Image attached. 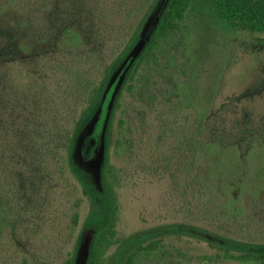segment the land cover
Returning a JSON list of instances; mask_svg holds the SVG:
<instances>
[{
	"label": "trees",
	"instance_id": "obj_1",
	"mask_svg": "<svg viewBox=\"0 0 264 264\" xmlns=\"http://www.w3.org/2000/svg\"><path fill=\"white\" fill-rule=\"evenodd\" d=\"M159 2L0 0V241L15 208L14 219L20 220L32 205L42 206L57 177L70 172L84 195L90 200L95 195L102 205L101 211L93 206L90 212L88 226L97 231L87 264H107L110 249L121 242L120 179L107 157L103 191L93 192L74 165V148L84 128L109 107L123 73L126 89L134 93L142 71L166 72L161 56L173 42L189 59L190 81L170 80L171 90L159 95L170 112H190L176 150V158L187 164L183 165L188 172L185 189L197 199L198 187H205L208 204L216 202L221 211L235 218L244 214V199L253 185L249 175L255 170H248L243 158L260 156L264 168V116L255 120L246 114L227 123L216 113L212 106L219 95L220 74L206 94H199V75L211 49L206 52L204 42L190 30L204 21L211 32L218 31L220 42L238 34L264 36V0H169L147 45L131 62ZM195 44L198 50L192 54ZM119 108L118 99L113 113ZM167 112L163 114L169 117L172 113ZM120 123L124 125L123 120ZM110 135L109 125L108 139ZM121 143L118 140V151ZM198 156L210 169L204 167L195 177ZM233 171L237 175L233 184L224 180L217 190V173ZM180 177H172L176 186L181 185ZM78 221L76 211L74 226ZM207 242L225 261L264 264V244L221 237ZM165 253L163 239H156L135 246L121 264H161ZM75 262L71 254L64 264Z\"/></svg>",
	"mask_w": 264,
	"mask_h": 264
},
{
	"label": "rangeland",
	"instance_id": "obj_2",
	"mask_svg": "<svg viewBox=\"0 0 264 264\" xmlns=\"http://www.w3.org/2000/svg\"><path fill=\"white\" fill-rule=\"evenodd\" d=\"M168 2L160 0L131 62L147 45ZM190 33L204 42L202 47L206 52L211 49L199 75V94H206L220 74L221 82L216 92L219 95L212 106L216 113L225 117L227 123L246 114L255 120L264 116V36L238 34L227 38L228 42H220L218 31L211 32L204 21ZM197 47L193 45L192 54ZM179 51L176 42L169 45L160 63L166 66V72L142 71L134 93L126 89L124 72L115 83V93L104 116H96L75 145L74 165L83 173L93 192L103 191L107 157L120 179L117 192L121 242L110 249L107 264H121L135 246L156 239H163L165 251H168V255L163 254L161 264H239L216 256L217 249L207 240L220 237L264 244V168L260 156L243 158L247 169L253 168L255 172L249 175L253 185L244 199V214L239 218L226 215L216 202L208 204L205 187L197 186V199H192L191 192L185 189L188 172L184 166L187 164L184 165L183 158H176V150L182 141L179 137L186 131L190 112H170V108L162 105L159 95L171 90L170 80L174 83L190 81L189 59L182 55V49ZM154 82L158 85L154 86ZM118 99L121 108L113 113ZM163 111L172 114L168 117ZM109 125L111 135L108 139ZM118 140L122 141L119 151ZM198 159L193 170L195 177L203 173L204 167L210 169L202 156ZM257 170L262 172L258 174ZM174 175L181 176V185H175ZM235 177L234 171L217 173L216 189L219 190L224 180L233 184L231 181ZM48 196L42 206L28 208L20 220L14 219V209L12 221L8 222L0 241V264H64L71 254H75V264H87L97 231L88 226V221L93 206L101 211L100 199L95 195L91 200L85 196L80 182L70 172L57 177ZM77 203H80L79 208ZM76 211L79 221L74 226ZM175 225L177 229L172 228Z\"/></svg>",
	"mask_w": 264,
	"mask_h": 264
}]
</instances>
